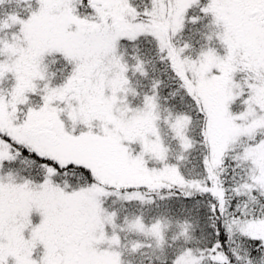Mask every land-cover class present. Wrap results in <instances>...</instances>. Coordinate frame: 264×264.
I'll return each mask as SVG.
<instances>
[{
    "label": "snow or ice",
    "instance_id": "6c2138e0",
    "mask_svg": "<svg viewBox=\"0 0 264 264\" xmlns=\"http://www.w3.org/2000/svg\"><path fill=\"white\" fill-rule=\"evenodd\" d=\"M0 264H264V0H0Z\"/></svg>",
    "mask_w": 264,
    "mask_h": 264
}]
</instances>
